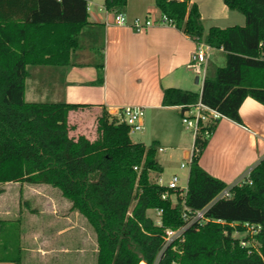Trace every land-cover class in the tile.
<instances>
[{"label": "trees", "instance_id": "obj_1", "mask_svg": "<svg viewBox=\"0 0 264 264\" xmlns=\"http://www.w3.org/2000/svg\"><path fill=\"white\" fill-rule=\"evenodd\" d=\"M222 1L244 17V25L211 27L204 35L190 0H154L178 31L223 56V65L205 75L200 93L165 89L162 106H183L182 113L200 99L241 124L238 111L246 98L264 107V0ZM126 2L104 0V9L123 13ZM87 17L84 0H0V186L58 189L92 228L96 264H264V158L250 171V184L228 186L209 175L198 162L218 122L201 126L194 137L181 197L178 190L150 182L151 172L162 173L157 143H133L129 127L106 110L97 116L96 138L90 141L70 138L68 126L69 112L87 105L25 101L28 68L69 65ZM225 189L231 197L217 199ZM183 205L193 211L207 207L210 221L188 227L183 242L165 247V231L184 225ZM149 210L162 211L160 225ZM246 224L255 232L243 239L248 242L243 247L234 233L245 232ZM20 232L19 220H0V262L21 264Z\"/></svg>", "mask_w": 264, "mask_h": 264}, {"label": "crops", "instance_id": "obj_2", "mask_svg": "<svg viewBox=\"0 0 264 264\" xmlns=\"http://www.w3.org/2000/svg\"><path fill=\"white\" fill-rule=\"evenodd\" d=\"M84 1L87 4L89 23L79 35V40L84 38V47L79 45L71 52L67 66L35 67L38 69H34L32 73V78H35L32 92H43L51 99L49 103L87 105L86 108L68 114L69 137L73 139L84 136L93 141L96 138H91L82 131L89 128V121H94L96 128V118L102 109L116 119L118 109L139 106L144 111L142 131L145 133L140 142H134L129 134L131 141L146 147L156 142V157L160 152L171 151L169 160L181 154L189 165L193 149H187L186 143L189 141H186L180 129V107H163L162 95L163 90L168 88L194 92L195 80H198V77L194 79V75H198L203 69L204 79L210 64L208 56L206 63L198 69L191 61L197 43L173 25L155 24L136 32L129 26L114 24V14L104 9V0ZM190 2L198 8L204 35L211 27L244 25V17L229 10L222 0ZM123 14L128 22L145 18L157 21L161 17L154 0H127ZM96 35L98 46H91L89 40L94 41ZM216 52L221 55L220 50ZM29 77L30 73L26 82ZM201 88L202 85L199 93ZM238 113L241 124L226 118L218 121L198 162L204 171L228 186L244 181L252 168L264 158V107L253 99L246 98ZM73 119L78 123H75L76 126L71 121ZM182 164L185 166L181 163L180 167ZM159 166L163 172L164 166L161 163ZM6 185L20 191L26 184ZM4 195L6 192L3 191L0 197ZM22 230L20 223V238ZM66 231L63 228L58 234ZM63 250L66 252V248ZM6 263L8 262H0Z\"/></svg>", "mask_w": 264, "mask_h": 264}, {"label": "rangeland", "instance_id": "obj_3", "mask_svg": "<svg viewBox=\"0 0 264 264\" xmlns=\"http://www.w3.org/2000/svg\"><path fill=\"white\" fill-rule=\"evenodd\" d=\"M97 43V35L94 41L89 40L91 46H98ZM202 43L204 44V42ZM79 45L84 47V38H80ZM208 58L210 64L208 65L207 74L210 76L216 67L223 65V56L212 49ZM34 69L38 68H28L30 77L26 82L25 101L28 103H48L51 99L46 97L43 92H32L35 83V78H32ZM203 75V69L200 70L198 75H194V79L198 77V80H195L196 87L193 89L195 93H199ZM31 94L36 95L32 96ZM71 121L74 125L75 123L78 124L74 119ZM89 122V128L86 127L82 132L87 133L86 135L91 138H95V122ZM179 122L186 141H189L186 143L187 149L192 150L193 133L182 124L181 116ZM144 133L145 131L130 132V137L134 142H140ZM170 152L158 153L156 159L159 164L161 163L164 166V171L161 174L151 172L150 182L166 186L173 175H176L178 185L186 187L188 164L182 159L181 154L175 155L169 160L168 155ZM181 163H184L185 166L180 167ZM24 187V189L18 191L17 188H13L11 185L0 186V190L6 192V195L0 197V220H19L23 226L20 241L22 249L21 264H96L95 234L81 215L70 210V203L61 196L59 190L47 185H25ZM147 215L152 220H157L155 211L149 210ZM63 228H66L67 231L59 235L58 232ZM247 235L246 232L234 233V237L240 240H243ZM64 248H66V252H64ZM43 250L46 252H43ZM6 264L15 263L8 262Z\"/></svg>", "mask_w": 264, "mask_h": 264}, {"label": "built area", "instance_id": "obj_4", "mask_svg": "<svg viewBox=\"0 0 264 264\" xmlns=\"http://www.w3.org/2000/svg\"><path fill=\"white\" fill-rule=\"evenodd\" d=\"M113 23L121 26H129L133 28L136 32L144 31L155 24L171 25L165 16H161L157 21H153L151 19L145 18L142 20L134 19L132 22H128L123 13L113 15ZM209 50L210 48L207 45L203 43L197 44V47L195 51L192 53V57H191L192 64L196 68L199 69L201 65L206 63ZM179 107L180 110L183 109V106H179ZM117 115L118 116L116 117V120L120 123L126 124L129 127L130 132L142 131L143 118H144L143 108L139 106H125L122 107L121 109H118ZM223 118L224 117L216 110H213L205 106L203 103H201L200 99L193 105L185 106L184 111L181 113L182 124L186 128L192 131L194 137L199 132L201 126H206L209 124L216 123ZM181 167H184V165L182 164ZM244 181L250 184V181L248 180V176ZM166 187L168 189L178 190L180 192L181 197H183L186 192V187H180L178 185V178L176 176L172 177V179L169 181ZM166 197L167 195L165 194L162 195V199H165ZM230 197H231V193L229 192L228 189H225L217 196V199L230 198ZM172 201L174 204L176 203L175 197H172ZM206 211H207V207L201 210L193 211L183 205L182 219L184 221V225L176 230L167 229L165 231L164 234L165 247L169 246L170 244L176 241L183 242L184 240L183 233L188 227L194 224L201 225L206 222H209L210 219H208L205 216ZM155 212L157 215V220H155L154 222L156 225H160V216L162 211L155 210ZM245 227H246L245 232L248 235H252L255 232L254 227L248 226L247 224L245 225ZM240 244L241 246L245 247L248 245V242L244 240H240ZM140 264L143 263L141 262Z\"/></svg>", "mask_w": 264, "mask_h": 264}]
</instances>
